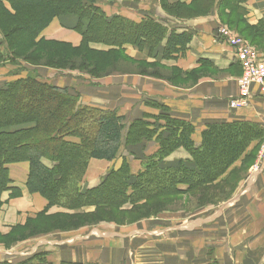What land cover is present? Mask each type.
Returning <instances> with one entry per match:
<instances>
[{
	"label": "trees",
	"instance_id": "trees-1",
	"mask_svg": "<svg viewBox=\"0 0 264 264\" xmlns=\"http://www.w3.org/2000/svg\"><path fill=\"white\" fill-rule=\"evenodd\" d=\"M248 1L193 0L190 4H170L168 0H161V5L175 18L200 17L216 9L220 17L232 10L230 14H242L245 21ZM63 16L78 20L75 30L83 41L74 50L99 58L125 53L126 47L131 46L147 52L149 58L158 63L177 61L185 56L192 41L191 33H178L154 17L148 16L140 23L121 16L108 18L93 0H0V25L7 24L6 18L18 27L10 30V34L0 27V66L20 60L11 49L13 44L22 40L32 46L50 43L40 35L55 18ZM263 32L264 22L259 34ZM5 43L8 49L3 50ZM59 44L68 46L53 42V45ZM92 44L110 49L95 50ZM200 64L198 69L213 66L207 60ZM178 71L181 75H192ZM147 103L160 114H146L126 125L124 117L116 111L83 107L69 88L44 82L34 70L6 83L0 87V194L10 191L12 197L21 195L20 189L10 187L8 166L28 162L29 192L48 201L38 217H44L52 207L82 213L87 208L97 211L110 207L131 212L161 195L183 194L218 182L240 159L247 158V150L263 135L262 128L252 122L209 124L201 133L200 146H196L192 138L195 128L190 122L172 117L167 106L155 101ZM145 141H155L157 150L142 159L139 172L134 174L130 163L124 159L99 185L82 189L91 159L111 162L117 158L123 143L132 147ZM181 148L188 152L189 158L167 162V158ZM44 160L51 165L46 166ZM0 264L52 262L47 253L39 252L17 263L3 261ZM206 264L220 263L210 260Z\"/></svg>",
	"mask_w": 264,
	"mask_h": 264
},
{
	"label": "crops",
	"instance_id": "crops-1",
	"mask_svg": "<svg viewBox=\"0 0 264 264\" xmlns=\"http://www.w3.org/2000/svg\"><path fill=\"white\" fill-rule=\"evenodd\" d=\"M108 18L121 16L131 21L140 23L149 17H154L163 22L170 29L178 33L188 32L192 34V41L185 56L177 61H161L167 67H177L182 72H190L198 69L201 61H210L212 69L218 71H239L232 47L217 35V29L221 22L217 10L210 12L209 16L198 19H176L166 14L161 7V0H93ZM193 0H168L170 4L183 2L190 4ZM9 8V6L7 5ZM246 24L254 26L264 22V0H249L246 4ZM77 18L63 16L55 18L51 24L41 33L40 38L50 42H64L73 46H79L82 37L75 30ZM264 37V32L262 34ZM1 39V38H0ZM93 49L107 51L109 48L101 44H92ZM126 54L131 59L142 61L151 59L147 52H140L128 46ZM160 61V60H159ZM204 67V66H203ZM211 68L210 66H207ZM239 69V70H238ZM11 67L0 68V87L4 84L25 77L23 73L13 78L10 75ZM58 72L50 70L47 73L40 72L41 78L48 80L50 84L58 87H66L76 95L78 103L83 107H93L102 110L116 111L124 117V123L143 118L144 115H159L158 109L149 106L148 101H155L167 106L170 115L192 123L196 129L193 141L196 146L201 144V133L209 124L224 122H252L258 124L264 130V93L259 87H255L250 104L244 109L232 112L228 108L230 99L236 98L238 85L236 80L225 79L213 81L202 79L198 85L189 90L171 86L165 81L134 76L130 74H117L101 80H92L100 84L103 93L90 96L89 101L83 100L76 92L65 83L53 80ZM73 75L79 76L74 73ZM188 77V75H185ZM88 79V76H81ZM121 150V148H120ZM157 150L156 142H142L119 151L117 158L111 162L91 159L87 172L82 182V189L87 190L99 185L102 178L112 169H118L122 163V155L130 160L131 171L135 174L141 170L142 159ZM125 151V152H124ZM132 154L134 157H132ZM247 154V153H246ZM128 155H131L129 157ZM189 158L188 152L178 149L173 152L167 162ZM136 159V161H133ZM244 157L233 167L240 166ZM133 161V162H132ZM46 166L50 161L44 160ZM136 170V172H134ZM30 164L28 162L14 163L8 166V175L11 181L10 187L21 190V195L12 197L10 191L0 194V235L11 234L12 227L23 226L28 218H36L45 211L48 201L39 194H32L27 188ZM263 179V180H262ZM259 184V191L254 196L245 200L250 192V186L246 191L235 194L229 206H221L212 215L214 218L226 219L227 211L242 205L243 210L238 214L232 213L233 220L237 215L246 212L248 220L244 228L231 229L224 226L223 232L210 234L208 222L210 216H202L200 219L189 221L184 229L175 227L163 230L161 228L149 229L146 227H116L114 228H81L72 231H52L40 234L29 240L5 246L0 244V262L8 261L17 263L39 252L48 254L52 264L79 263V264H206L210 260H217L220 264H264V177ZM253 186V185H252ZM263 190H260V188ZM249 192V193H248ZM14 198V199H12ZM246 202V203H245ZM229 203V204H230ZM93 208L84 209L91 211ZM70 212L58 207L48 210L49 214ZM73 213V212H72ZM217 216H216V215ZM211 216V217H212ZM224 218H223V217ZM17 226V227H16ZM108 226V225H103ZM207 228H204L206 227ZM102 227V226H100ZM228 229V230H227ZM202 231L203 237L197 238L191 233ZM190 233V236L187 235ZM209 235L216 238L209 244ZM183 236L187 240H183ZM167 237V238H166ZM198 239L204 241H199ZM187 243L182 245L183 243Z\"/></svg>",
	"mask_w": 264,
	"mask_h": 264
},
{
	"label": "rangeland",
	"instance_id": "rangeland-1",
	"mask_svg": "<svg viewBox=\"0 0 264 264\" xmlns=\"http://www.w3.org/2000/svg\"><path fill=\"white\" fill-rule=\"evenodd\" d=\"M231 11L232 10H228L227 12L225 11L222 17H220L219 12L217 11L218 17L220 18L221 22L220 27H218L217 29V35L221 37L219 35L220 31H227L231 35L240 37L250 47L255 49L261 55H264V37L259 34V29L261 28L262 23L259 22L254 26H248L245 23L246 19L245 21H243L244 16L242 14H230ZM209 14L210 12L204 14L203 16L194 18L182 17L178 15L177 16L178 18H181L183 20H190L207 17L209 16ZM247 15L248 14H246L245 18L247 17ZM5 20L7 24L0 25V27L7 33L10 34V30L18 28L14 23L9 22L8 19L5 18ZM82 41L80 45L82 44ZM21 42L22 43L11 45V49L20 60L15 64L6 62V64L1 65L0 68L5 66L11 67V71L9 73L11 76L14 75L12 76L13 78L19 77L23 73L27 74V72L33 70L36 71L40 77H42L39 74L40 72L44 74V72L47 73L50 70L56 71L58 73L54 75L53 80H56L58 83L68 84V86L70 87L72 84V89L73 87H76V92L79 93L80 91L79 96L83 97V100L85 101H89V99H91L90 96H96L100 93H103V91H101L100 89V84H95L92 80H101L117 74H130L134 76H142L162 80L167 82L171 86L184 90L194 88L204 78L213 81L233 79L236 80L237 85H239L240 80L244 78L242 70L239 69V71H218L217 69L214 70L212 69V67L209 68L207 66L187 72L190 74L192 73V75L186 77L185 75H181L179 73L178 70L180 69L177 67H167L161 62L158 63L155 60L151 59L136 61L128 57L126 52H117L114 54V56L99 58L96 56H90L84 51L74 50L80 45L73 46L68 43H66L68 44V46H63L60 44L53 45V42L48 41L50 43L43 44L42 46H32L31 44L27 43V40H22ZM57 43L63 44L64 42ZM2 48L3 50H5V48L8 49L7 44L5 43ZM22 60H25L29 64L23 62ZM152 63H156L157 65H151ZM55 65H58L60 67H56ZM74 73L79 74V76L73 75ZM85 75L88 76V79L81 77ZM42 80L46 83H50L48 80ZM255 87H259L261 93H264V83L253 85V87H251L250 89L248 97L243 100V105L241 107H234L231 104L233 100L240 99V95H238L236 98L230 99L228 103L229 110L232 112H237L238 110L244 109L249 106L250 99L253 98V91ZM195 133L196 129H194L193 135ZM145 142L149 143V141ZM123 148L126 151L129 147H127V145L123 143L120 151H122ZM118 154H120V152ZM128 156L131 157V155ZM132 157H134L133 154ZM121 159H123L124 161V159L128 158L127 156L122 155ZM133 161H136V159H134ZM134 172H136V170H134ZM263 177L264 130L262 138L254 142L247 150V158L242 162V164L240 166L232 167L222 177L221 180L212 185L193 189L183 194H164L155 199H152L145 204H142L144 202H141L140 204L142 205L138 206L131 212H121L118 210V208L110 207L97 211L95 208H93V210L88 212L84 211V213H46L44 217H36L34 219L28 218L26 223L19 229L12 227L10 235H0V244L10 247L11 245L18 242L29 240L40 234L49 233L52 231H74L81 228H114L111 225H115L116 227L141 226L149 228L151 230L154 228H161L163 230H166L175 226L177 228L184 229L189 221H193L198 218L200 219L202 216H210V218H207L209 219L208 222L216 219V217L214 218V216L212 215L218 210V208L224 205L230 206V202L233 200L235 194L241 191H246V188L248 186L251 187L249 191L250 193L248 192L249 194H247L245 200H249L252 197V190L254 191V196L257 195V191H259V184L256 183ZM260 190H263V188L261 187ZM249 206H251V204L246 203V207H244V209H246V212L247 207ZM125 209H130V207H126ZM240 210H243L242 205H237L235 208H230L229 211H227L226 219L224 221L222 218H217V221L214 220V222L208 225L210 234H212L214 231L223 232V228L226 225L228 229H238L246 227V221L249 218L246 212L237 215L238 217L235 221L233 220L234 218H232V213L238 214ZM95 211L97 214L95 213ZM218 211L216 212V214L218 213ZM204 228H207V226ZM204 234L205 233H203L202 231L193 232L191 233V237L197 236V238H201ZM187 235L190 236V233ZM207 238L209 239V244L211 245V240H214L216 236L209 235ZM183 240H187V238L183 236ZM199 241L205 242L204 239H198V241L196 242L200 243ZM185 244L187 243L184 242L182 245Z\"/></svg>",
	"mask_w": 264,
	"mask_h": 264
},
{
	"label": "built area",
	"instance_id": "built-area-1",
	"mask_svg": "<svg viewBox=\"0 0 264 264\" xmlns=\"http://www.w3.org/2000/svg\"><path fill=\"white\" fill-rule=\"evenodd\" d=\"M219 35L232 47L235 59L244 74V78L238 85V93L241 98L231 102L232 106L241 107L243 100L248 97L251 87L264 83V55L250 47L240 37L231 35L227 31H220Z\"/></svg>",
	"mask_w": 264,
	"mask_h": 264
},
{
	"label": "water",
	"instance_id": "water-1",
	"mask_svg": "<svg viewBox=\"0 0 264 264\" xmlns=\"http://www.w3.org/2000/svg\"><path fill=\"white\" fill-rule=\"evenodd\" d=\"M0 38H1V34H0Z\"/></svg>",
	"mask_w": 264,
	"mask_h": 264
}]
</instances>
